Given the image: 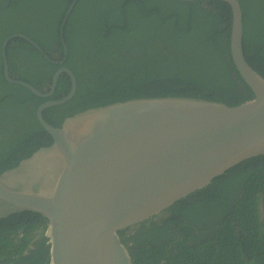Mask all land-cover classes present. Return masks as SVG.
Instances as JSON below:
<instances>
[{"label": "trees", "instance_id": "1", "mask_svg": "<svg viewBox=\"0 0 264 264\" xmlns=\"http://www.w3.org/2000/svg\"><path fill=\"white\" fill-rule=\"evenodd\" d=\"M74 0H0V176L53 144L38 107L71 89L62 74L54 94L35 96L13 78L50 90L64 57L61 26ZM247 62L264 77V0H238ZM232 11L223 1L78 0L66 23L68 67L77 91L43 112L61 127L67 118L116 102L183 97L229 106L254 93L232 60ZM264 156L246 159L157 216L118 234L134 264H264ZM48 221L21 211L0 219V264H50Z\"/></svg>", "mask_w": 264, "mask_h": 264}, {"label": "water", "instance_id": "2", "mask_svg": "<svg viewBox=\"0 0 264 264\" xmlns=\"http://www.w3.org/2000/svg\"><path fill=\"white\" fill-rule=\"evenodd\" d=\"M74 0L61 26L64 57L50 90H38L11 76L7 47L14 38L42 48L23 34L2 45L7 82L40 98L51 97L62 74L71 89L36 112L53 144L0 176V219L21 211L48 221L50 264H134L119 232L140 225L206 187L242 161L264 156V77L247 62L243 13L238 0L223 1L232 11L231 56L254 93L240 105L196 98H142L89 109L54 127L43 112L69 101L77 91L64 40Z\"/></svg>", "mask_w": 264, "mask_h": 264}, {"label": "flooded vegetation", "instance_id": "3", "mask_svg": "<svg viewBox=\"0 0 264 264\" xmlns=\"http://www.w3.org/2000/svg\"><path fill=\"white\" fill-rule=\"evenodd\" d=\"M261 219H264V205L263 204L261 208Z\"/></svg>", "mask_w": 264, "mask_h": 264}]
</instances>
